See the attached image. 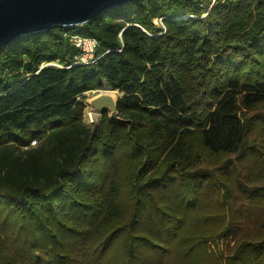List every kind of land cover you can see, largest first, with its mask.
<instances>
[{
    "label": "trees",
    "instance_id": "1",
    "mask_svg": "<svg viewBox=\"0 0 264 264\" xmlns=\"http://www.w3.org/2000/svg\"><path fill=\"white\" fill-rule=\"evenodd\" d=\"M209 5L132 0L0 49V264H264V0ZM105 82L122 120L90 126Z\"/></svg>",
    "mask_w": 264,
    "mask_h": 264
},
{
    "label": "water",
    "instance_id": "2",
    "mask_svg": "<svg viewBox=\"0 0 264 264\" xmlns=\"http://www.w3.org/2000/svg\"><path fill=\"white\" fill-rule=\"evenodd\" d=\"M132 0H0V49L15 39L56 26L83 25L105 11ZM189 15H186L187 17ZM112 88V86L110 85ZM102 112L108 110L115 120H122L116 97L105 92L87 100Z\"/></svg>",
    "mask_w": 264,
    "mask_h": 264
},
{
    "label": "built area",
    "instance_id": "3",
    "mask_svg": "<svg viewBox=\"0 0 264 264\" xmlns=\"http://www.w3.org/2000/svg\"><path fill=\"white\" fill-rule=\"evenodd\" d=\"M213 6L214 3L209 6L208 11H210ZM71 38L73 39V43L79 51L78 55L75 56L73 64L91 63L98 58L96 56L98 41L95 38L80 36L76 34H72ZM36 144L37 141L33 139L31 141V146H34Z\"/></svg>",
    "mask_w": 264,
    "mask_h": 264
},
{
    "label": "rangeland",
    "instance_id": "4",
    "mask_svg": "<svg viewBox=\"0 0 264 264\" xmlns=\"http://www.w3.org/2000/svg\"><path fill=\"white\" fill-rule=\"evenodd\" d=\"M201 1H205V2H206V1H210V5H211V4H213V3L215 4V1H216V0H201ZM210 5H209V6H210ZM207 13H208V9H207L206 12H204L203 16H206ZM155 22H156V23H161V24H162L161 19H158V18L155 19ZM47 65H56V66H58L57 63H45V64H42V67L47 66ZM106 84H108V85L110 86L109 83L105 82L102 88L97 89V90H93V91H89V92H87V93L85 94L87 98H86V107H85V110H84V121H85V123H87V124L90 125V126H92L94 123H98V122H99L101 112H99V113L96 115V117L93 118V119L90 117V115H89V113H88V111H87V109H88L87 107H89V104H88L87 100H88L89 98L94 97V96H96V95H98V94H101V93H105V92H111V93H113L116 97H119V96L122 95V93L119 92V90H117V89H113V88H111V87H110L109 90H108V89H104V86H105ZM213 247H214V246H213ZM221 248H222V247H221Z\"/></svg>",
    "mask_w": 264,
    "mask_h": 264
},
{
    "label": "bare ground",
    "instance_id": "5",
    "mask_svg": "<svg viewBox=\"0 0 264 264\" xmlns=\"http://www.w3.org/2000/svg\"><path fill=\"white\" fill-rule=\"evenodd\" d=\"M104 89H108V90H109V89H110V86H109L108 84H106V85L104 86ZM90 101H91V100L88 101L89 107H87V108H88L87 111H88L90 117L93 119V118H95L96 115L99 113V110L96 109L95 107H93V106L90 104Z\"/></svg>",
    "mask_w": 264,
    "mask_h": 264
}]
</instances>
